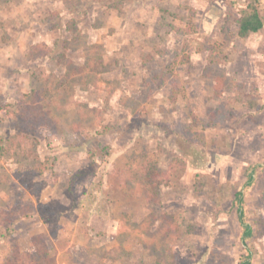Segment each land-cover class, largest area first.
Instances as JSON below:
<instances>
[{"label":"rangeland","instance_id":"1","mask_svg":"<svg viewBox=\"0 0 264 264\" xmlns=\"http://www.w3.org/2000/svg\"><path fill=\"white\" fill-rule=\"evenodd\" d=\"M62 1L0 0V137L37 140L29 159L0 156V205L22 214L0 240V264L13 248L45 245L54 264H264V26L238 35L248 0H125L121 13L107 0H81L77 25L91 63L96 49L104 67L93 77L77 72L84 43L68 53L75 68L32 56L31 46L57 37L64 20L50 17H67ZM213 41L225 60L209 62ZM38 65L56 81L35 82ZM35 87L47 92L53 125L28 126L14 112ZM142 154L163 169L171 157L186 161L152 205L138 183L114 176ZM118 246L120 259L104 256ZM43 253L32 264H47Z\"/></svg>","mask_w":264,"mask_h":264},{"label":"trees","instance_id":"2","mask_svg":"<svg viewBox=\"0 0 264 264\" xmlns=\"http://www.w3.org/2000/svg\"><path fill=\"white\" fill-rule=\"evenodd\" d=\"M109 2L106 3L110 9H115L118 13L122 12L123 4L125 0H107ZM81 0H63V10L66 13L67 17L63 18V16L59 12H54L50 18L54 20L63 19L64 22L55 23L53 28L57 31V37L53 40L52 44H47L44 42L37 43L31 46L32 56L37 57H46L50 60H55L59 63H66L68 66L71 65L72 68H75L73 62L70 59V50L75 48V43H84L85 39L77 25L76 15L79 12L78 6ZM258 0H248L243 8L239 10V16L237 18L238 24V35L241 37L246 36L249 33L258 32L264 26V17L261 16L258 6ZM49 18V19H50ZM48 19V20H49ZM83 48L87 53V62H85L84 66H79L77 72L88 71L90 75L95 76L97 73L103 70V62L101 58V54L96 49L93 50L94 56L93 61L91 63L89 48L86 43H84ZM185 58L180 63L188 62V55H184ZM208 58L210 63L220 62L225 60L226 55L222 54V43L213 41L210 44L208 49ZM174 60L171 64L168 65V72H174V66L178 63ZM76 70V69H75ZM69 71H67L62 78H60L61 84H64L69 77ZM76 72V73H77ZM175 75V73H173ZM30 77L35 80V82L53 83L56 81L51 75H46L43 66H36L32 69L30 73ZM175 83V87L173 89V99L178 94L179 83ZM43 97L46 101L37 103L38 96ZM49 99L47 98V92L42 87H35L29 93L23 94L20 101L16 105V112L18 115L22 117L25 123L28 126H33L35 124L42 125L45 122H50L48 124L53 125L52 117L49 114H53V110L49 107ZM37 116L40 119V123H35L33 119ZM79 131L78 124H73V130ZM5 142H2L0 137V156L3 153L8 152V154L12 155L14 158H23L29 159L33 156L35 148L37 147V140L28 135L27 132L20 131L16 133L13 138L6 139ZM108 147H103V152H107ZM158 158L154 155L153 157L148 156L147 154L140 155V159L135 156H131L129 160L121 167L115 169V178L117 179L119 185H123L124 187L129 185L131 181L138 183L142 190V200L145 205H152L159 202L158 191L159 187L162 184H167L171 179L175 176L181 174L185 171L186 161L180 157H171L170 160L166 163L165 169L161 168L158 164ZM42 164V163H41ZM41 165L37 166L39 170ZM252 173L249 178L251 179ZM67 192L73 194V188L68 186ZM237 200H241V192L238 191L236 193ZM237 213L239 220H242L243 211L241 208H237ZM22 214L19 210H7L2 205H0V240L7 241L9 240L13 233L16 230L15 222L18 217H21ZM244 232L243 236H251L253 233V226L251 223H243ZM44 250L36 248L34 252L31 251H19L13 248L10 253L7 255L8 260L5 264H32L29 257L33 254L40 255L43 253V257L48 259L47 264L52 263V257L50 259L47 257V247L44 246ZM123 249L121 247H114L108 251H105L104 256L109 257L112 260L120 259L121 251ZM247 263V261L245 262Z\"/></svg>","mask_w":264,"mask_h":264}]
</instances>
